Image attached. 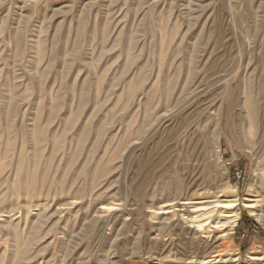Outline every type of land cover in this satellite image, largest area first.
<instances>
[{
    "label": "rangeland",
    "instance_id": "obj_1",
    "mask_svg": "<svg viewBox=\"0 0 264 264\" xmlns=\"http://www.w3.org/2000/svg\"><path fill=\"white\" fill-rule=\"evenodd\" d=\"M0 264H264V0H0Z\"/></svg>",
    "mask_w": 264,
    "mask_h": 264
},
{
    "label": "bare ground",
    "instance_id": "obj_2",
    "mask_svg": "<svg viewBox=\"0 0 264 264\" xmlns=\"http://www.w3.org/2000/svg\"><path fill=\"white\" fill-rule=\"evenodd\" d=\"M20 246H21V244H18V249H17L18 255H20L21 253H23L27 249L28 244L24 243L21 247Z\"/></svg>",
    "mask_w": 264,
    "mask_h": 264
}]
</instances>
